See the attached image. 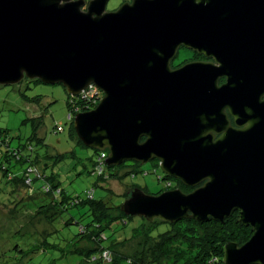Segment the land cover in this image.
Listing matches in <instances>:
<instances>
[{
    "label": "water",
    "instance_id": "95a60500",
    "mask_svg": "<svg viewBox=\"0 0 264 264\" xmlns=\"http://www.w3.org/2000/svg\"><path fill=\"white\" fill-rule=\"evenodd\" d=\"M108 1L0 0V85L99 91L72 120L80 142L108 167L156 160L191 190L136 188L120 211L166 224L237 212L252 234L223 264H264V0ZM181 46L212 62L172 69Z\"/></svg>",
    "mask_w": 264,
    "mask_h": 264
},
{
    "label": "rangeland",
    "instance_id": "374dc122",
    "mask_svg": "<svg viewBox=\"0 0 264 264\" xmlns=\"http://www.w3.org/2000/svg\"><path fill=\"white\" fill-rule=\"evenodd\" d=\"M123 1L109 0L107 10L118 8ZM194 59L197 60L190 53L183 52L171 63V68ZM68 97L67 91L60 84L46 85L23 79L15 85H0V130H8L11 134L28 137L31 133L29 118H34L36 124L41 121L38 132L44 139L47 155L51 157L46 161L47 173L54 176L68 197L84 198L85 193L93 189L94 200L120 207L125 198L128 199L136 188L148 194L167 191V186L157 179L161 177L162 172L160 168H156L157 163L152 161L144 165L127 161L120 169H116L118 179L101 181L92 172L97 155L92 149L80 144L71 133L72 121L68 120ZM56 127L62 128V131L56 132ZM43 151L44 149L41 150L42 153ZM133 169L136 172L132 176L128 172ZM106 171L109 170L106 168ZM10 191L11 188L7 189L0 177V264L80 263L81 254L72 253L71 250L73 251L79 228L90 223L92 219L89 205L71 208L48 223L41 218V215L35 214V208L36 205L49 203V198L24 200V208H29L32 212L20 213L21 211L18 210L20 204L16 207V211L15 208H10L14 201L10 199L12 196L9 194ZM70 217H73L78 224L64 226L63 221ZM139 221V218L128 220V224L122 225V228L119 223H115L114 229H120V233L116 236L130 237L132 229ZM146 223L148 222L144 221L142 226L138 227V235L118 245L115 250L121 248L125 254H130L135 250L148 249L152 246L151 242L142 235ZM166 228L167 225L161 223L152 234L165 231ZM193 229L196 236H202L200 228L193 226ZM17 245L19 248L16 250ZM81 246L87 248L91 243L81 242L80 248ZM44 249L46 251H43ZM28 254H31V262L25 260ZM159 263L168 264L167 259L163 257L160 258Z\"/></svg>",
    "mask_w": 264,
    "mask_h": 264
},
{
    "label": "trees",
    "instance_id": "16d2710c",
    "mask_svg": "<svg viewBox=\"0 0 264 264\" xmlns=\"http://www.w3.org/2000/svg\"><path fill=\"white\" fill-rule=\"evenodd\" d=\"M34 81L39 82L38 80ZM96 91H87L85 97H82L81 94L75 97L69 95L67 99L69 121H72L76 114L90 111L97 106L102 94ZM29 121L31 133L28 137L11 134L8 130H0V177L6 188H11L10 199L12 198L14 201L10 208H15L16 211V207L20 204L18 206L20 213H31L29 208H24V200L47 197L50 202L36 205L35 214L41 215V218L50 223L71 208L89 205L92 219L90 223L79 228L73 251L71 250L72 253L81 254L82 259L78 264H161L159 263L161 257L166 258L168 264H223L225 244L236 242L238 245H242L250 238L251 229L238 223L237 212H233L223 223L209 221L201 224L189 219L181 220L175 224L165 223L167 225L165 231L156 234H152V232L158 228L161 221L148 222L139 218L140 221L132 229L130 237L119 238L116 235L120 233V229H114V224L119 223L122 228V225L126 226L127 221L133 218L122 213L119 206H109L101 200H94L93 189L86 192L84 198L80 196L68 197L54 176L47 173L46 161L51 157L47 155L44 139L38 132L41 121L37 124L34 122V118H29ZM60 131L62 128L56 127V132ZM71 133L77 138L72 122ZM78 141L82 144L79 139ZM93 152L97 158L93 162L92 172L101 181L118 179L119 175L116 169H120L123 164L118 167H108L105 164L108 152L95 150ZM156 163V168H159L158 162ZM106 168L109 171H106ZM135 172L136 170L133 169L128 173L133 176ZM157 179L167 186V190L180 187V190L187 189L180 182L166 177L163 173ZM142 191L148 194L146 191ZM14 194L15 196H13ZM116 212L119 214H111ZM144 221L148 223L143 228L142 235L151 242L152 246L148 249L135 250L130 254H125L121 248L115 250L118 245L138 235V230ZM72 224H78L73 217L63 221L64 226ZM193 226L201 229L202 236H196ZM87 241H90L91 246L84 247L85 249L82 246L80 248V243ZM18 248L17 245L16 250ZM20 252L22 251L20 250ZM30 255H27L26 262H31Z\"/></svg>",
    "mask_w": 264,
    "mask_h": 264
},
{
    "label": "flooded vegetation",
    "instance_id": "af4514ba",
    "mask_svg": "<svg viewBox=\"0 0 264 264\" xmlns=\"http://www.w3.org/2000/svg\"><path fill=\"white\" fill-rule=\"evenodd\" d=\"M88 1L89 0H85V5L82 7V10H85V8H86V5H87V3H88ZM131 2V0H124L122 3H130ZM121 3V4H122ZM117 9V8H116ZM116 9H113V10H110V11H114V10H116ZM106 11H108L107 10V5H106ZM183 52H188V53H190L192 56H193V58H197V60H188L187 62H185V63H183V64H181V65H179V66H176V67H174V68H172V69H178V68H181L182 66H184V65H186V64H188V63H193V62H212V60L211 59H206V58H204L203 56H200V55H198L196 52H194V51H192L191 49H187V48H185V47H183V46H181L178 50H177V53H176V56L172 59V61H171V63L181 54V53H183ZM171 65V64H170ZM222 83H224V78L223 79H221L220 81H219V84H222ZM152 162H158V161H156V160H153ZM181 188V187H180ZM180 188H177V189H180ZM188 189V188H187ZM183 189L182 191L184 192V193H188V192H190L191 190L190 189Z\"/></svg>",
    "mask_w": 264,
    "mask_h": 264
},
{
    "label": "built area",
    "instance_id": "2783aa9c",
    "mask_svg": "<svg viewBox=\"0 0 264 264\" xmlns=\"http://www.w3.org/2000/svg\"><path fill=\"white\" fill-rule=\"evenodd\" d=\"M89 90H95V89L89 87L88 89H86L84 92L81 93L82 97H85L87 91H89ZM95 91H96V90H95ZM96 92H97V91H96ZM75 114H76V113H75ZM102 157H104V155H102Z\"/></svg>",
    "mask_w": 264,
    "mask_h": 264
}]
</instances>
